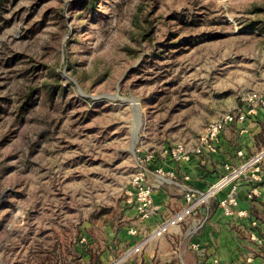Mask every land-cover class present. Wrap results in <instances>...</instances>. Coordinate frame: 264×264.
<instances>
[{"label":"rangeland","instance_id":"1","mask_svg":"<svg viewBox=\"0 0 264 264\" xmlns=\"http://www.w3.org/2000/svg\"><path fill=\"white\" fill-rule=\"evenodd\" d=\"M84 1L1 8L0 264H89L130 221L139 151L192 146L264 94V0Z\"/></svg>","mask_w":264,"mask_h":264},{"label":"crops","instance_id":"2","mask_svg":"<svg viewBox=\"0 0 264 264\" xmlns=\"http://www.w3.org/2000/svg\"><path fill=\"white\" fill-rule=\"evenodd\" d=\"M263 145L264 110H260L246 123L228 127L215 152L204 151L200 156L179 163L168 155L171 147L154 155L148 165L147 182L153 186L158 211L151 219L143 221L127 198L130 209L124 211V217L130 221L121 233L109 232V248L100 255L102 263L113 264L111 256L120 248H126L127 252L181 210L186 187L207 188L223 175L224 164L238 166L243 162L237 157L238 150H243L245 157H249ZM158 169L166 173L163 178L156 175ZM167 173L173 175L167 176ZM254 188L259 194L250 200L248 194ZM224 196L221 194L201 206L193 217L164 236L152 239L143 247L140 259L126 258L120 264H264V182L245 179L240 183L237 209L245 211L246 217L226 216L218 203ZM202 221L204 224L199 227L198 223ZM131 229L136 231L135 235L129 233Z\"/></svg>","mask_w":264,"mask_h":264},{"label":"built area","instance_id":"3","mask_svg":"<svg viewBox=\"0 0 264 264\" xmlns=\"http://www.w3.org/2000/svg\"><path fill=\"white\" fill-rule=\"evenodd\" d=\"M260 110H264V94L255 91L249 92L244 95L240 109L236 112H228L207 125L196 146L179 143L169 149L168 155L174 162L179 163L189 161L193 156H200L204 151L215 152L221 136L228 127L235 123H246ZM139 153L141 154L139 171L132 178L126 195L128 202L135 206L139 218L147 221L158 211L154 204L153 186L147 182L148 165L154 157L153 155H143V151H139ZM237 157L242 158L243 162L238 166L231 163L224 164L223 175L215 183L208 185L207 188L200 190L186 187L183 191V208L163 221L151 235L137 243L131 252L140 254L143 247L152 239L162 237L170 229L185 223L197 213L201 206L209 204L211 200L217 199L221 194H225V196L218 203L226 216L237 214L239 217H246L247 213L245 211L237 209L239 205L237 190L240 183L245 179L257 183L264 182V147L249 157H245L243 150H238ZM155 173L160 178H163L166 174L162 169L156 170ZM172 175L173 173H167V176ZM258 194L257 188H254L248 194V198L252 200ZM202 223L204 224V221L198 223V226L201 227ZM129 233L135 235L136 231L131 229ZM196 249H198V246H196ZM120 263L121 261H117L114 264Z\"/></svg>","mask_w":264,"mask_h":264},{"label":"trees","instance_id":"4","mask_svg":"<svg viewBox=\"0 0 264 264\" xmlns=\"http://www.w3.org/2000/svg\"><path fill=\"white\" fill-rule=\"evenodd\" d=\"M97 1L98 0H85L83 2V4L87 6V8H88V10L90 12H92L95 9ZM7 2H8V0H1L0 1V18H1V14H2V12H1L2 9L1 8L4 7V5ZM15 60L16 59H13L12 62L13 63L17 62V60L16 61ZM37 92H38V88L32 87V88L29 89L28 93L26 95H24V98H23L24 102H23V105H22V108H21L22 113L25 114V112H27L29 103H31V102L33 103V101H31V100L34 99V96L37 94ZM3 112H4V110L0 106V115ZM262 147H264V145ZM100 255H101V251L100 252H96V251H94V249H92V251L89 252V256H90L89 264H103L101 259H100Z\"/></svg>","mask_w":264,"mask_h":264},{"label":"water","instance_id":"5","mask_svg":"<svg viewBox=\"0 0 264 264\" xmlns=\"http://www.w3.org/2000/svg\"><path fill=\"white\" fill-rule=\"evenodd\" d=\"M134 106H136L135 104H133ZM140 120H141V116H140V114L138 115V126H137V129H136V131H135V136H134V143L137 141V134H138V131H139V123H140ZM132 147H134V144H133V146Z\"/></svg>","mask_w":264,"mask_h":264}]
</instances>
